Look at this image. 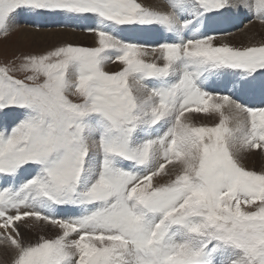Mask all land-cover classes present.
Returning a JSON list of instances; mask_svg holds the SVG:
<instances>
[{
    "label": "snow or ice",
    "instance_id": "1",
    "mask_svg": "<svg viewBox=\"0 0 264 264\" xmlns=\"http://www.w3.org/2000/svg\"><path fill=\"white\" fill-rule=\"evenodd\" d=\"M20 13L91 19L95 46L0 62L10 264H264V169L242 162L264 153V42H216L236 14L264 24V0H0V38Z\"/></svg>",
    "mask_w": 264,
    "mask_h": 264
},
{
    "label": "rangeland",
    "instance_id": "2",
    "mask_svg": "<svg viewBox=\"0 0 264 264\" xmlns=\"http://www.w3.org/2000/svg\"><path fill=\"white\" fill-rule=\"evenodd\" d=\"M234 2L236 3L238 1L234 0ZM219 27L222 28L223 32H222V34H217L218 35V38L216 41L217 43H220L223 41V42L230 43L234 46H248V45H251L253 43L264 42V24H261L258 21L253 20L250 16H246L244 13H239V15H236V17L231 19V21L229 20V22L222 24ZM15 28H17V29L15 31H13ZM22 28H28L29 29V26H27V24L19 23L18 25H16L13 28V30L7 36V38H0V62L5 61L6 59L12 57L14 54H18V53H22V52H40V51L46 50L47 48H49V47H51V46H53L59 42L58 41V42L50 44V45L44 44L42 46V44H40V43L37 44V42H35L34 39H28V38H32V33H30V32L28 34V38H27L28 40H25V38L20 37L19 35L16 36V34L22 30L27 31L26 29H22ZM51 29H53V28L41 27L38 29L37 27H34L33 30L45 31V30H51ZM156 32H152L150 30L141 31V34H138L140 32H137L136 35H138V37L134 40H136V42H140V40H144V43H155L154 41L157 38V33H159V32H157V33ZM25 33H28V32H25ZM87 33L88 32H86V35H87ZM143 33H145V35H143ZM246 34L251 35L254 40L249 41V42L246 41L247 38H244L246 36ZM153 35H154V37H153ZM248 38H250V36ZM161 39H162V36L160 34L159 35V41ZM76 44H80L82 46H95V44L92 43L91 40H88V39H84L80 43H76ZM39 45H41V46H39ZM114 63L115 62H113V64H112L113 66H111L112 68L117 67V64H114ZM111 67H110V69H111ZM107 68H109V67H107ZM217 78L219 79L222 77H217ZM210 90H212V89H210ZM215 90H217V89H215ZM217 120H218V117L205 118L203 115L197 117V122L215 123V122H217ZM251 157H253V159ZM248 158L251 159L252 162ZM247 159L249 162L248 164L246 163ZM259 160H262V161H259ZM242 162L245 164L246 167H248L250 169H254L257 171L262 170V169H264V153L257 152V153H254L252 155H249ZM256 162H259V164H255ZM41 234L49 236L46 234V232L41 233ZM34 238L35 237H33V239ZM0 251H1V249H0ZM7 259H9V262H6V263L10 264V256L9 255H7Z\"/></svg>",
    "mask_w": 264,
    "mask_h": 264
},
{
    "label": "bare ground",
    "instance_id": "3",
    "mask_svg": "<svg viewBox=\"0 0 264 264\" xmlns=\"http://www.w3.org/2000/svg\"><path fill=\"white\" fill-rule=\"evenodd\" d=\"M142 2L149 4L153 7H157V8L165 7V1L164 0H142ZM232 3H233V6L235 7L234 0H232ZM236 15H239V14H236ZM236 15L233 18H235ZM233 18H231V19H233ZM47 19L52 20V19H59V18H47ZM231 19H230V21H231ZM34 20L43 22L45 20V18L34 17V16H31L30 14H27V13H20V15L15 18V23H16V25L19 23L27 24V25H30L31 27H33V29H34V27H36V25L32 23V21H34ZM91 24H92L91 19H89L87 21L77 22V23H67V22H65L63 24L43 23L42 27H49V28H53V29L45 30V31H41V30L37 31V30H33L31 28H29V29L28 28H22V29H26L27 31L22 30V31L18 32L16 34V36L19 35L20 37L25 38V40L34 39V41L37 42V44L40 43V44H42V46L44 44L50 45V44L56 43L58 41H68V42H73V43H80L84 39L91 40V42L95 44L94 35L88 31H86V27L90 26ZM141 31H144V30L125 31L122 35L124 37L131 39L134 42H136V40H134L138 37V35H136V33L140 32L138 34H141ZM150 31L156 32V30H154V29L150 30ZM25 32H28V33H25ZM29 32L32 33V38H28ZM86 32H88L87 35H86ZM143 35H145V33H143ZM249 36H250V38H248ZM153 37H154V35H153ZM244 38H247L246 41H248V42L254 40L251 35H247V34ZM39 46H41V45H39ZM112 64L113 63L108 64V65H106V67L110 68L111 66H113ZM114 64H116V63H114ZM253 157H251V158L253 159ZM248 159L246 161L247 164L249 163ZM249 160L251 161V159H249ZM259 161H262V160H259ZM255 164H259V162H256ZM54 233H55V231L51 230V229L46 231V234L49 235V237L55 235ZM6 262H9V259H7V255H5L1 249V251H0V264H7Z\"/></svg>",
    "mask_w": 264,
    "mask_h": 264
}]
</instances>
